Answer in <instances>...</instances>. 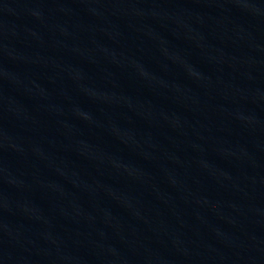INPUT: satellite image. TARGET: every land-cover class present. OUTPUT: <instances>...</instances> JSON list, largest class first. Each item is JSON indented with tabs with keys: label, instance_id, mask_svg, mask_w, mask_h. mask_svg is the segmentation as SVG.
<instances>
[{
	"label": "water",
	"instance_id": "95a60500",
	"mask_svg": "<svg viewBox=\"0 0 264 264\" xmlns=\"http://www.w3.org/2000/svg\"><path fill=\"white\" fill-rule=\"evenodd\" d=\"M0 264H264V0H0Z\"/></svg>",
	"mask_w": 264,
	"mask_h": 264
}]
</instances>
